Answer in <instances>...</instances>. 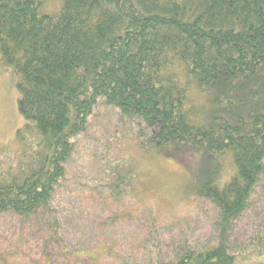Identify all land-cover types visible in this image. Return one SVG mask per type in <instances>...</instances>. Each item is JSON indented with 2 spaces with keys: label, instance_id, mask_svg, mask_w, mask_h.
Masks as SVG:
<instances>
[{
  "label": "trees",
  "instance_id": "1",
  "mask_svg": "<svg viewBox=\"0 0 264 264\" xmlns=\"http://www.w3.org/2000/svg\"><path fill=\"white\" fill-rule=\"evenodd\" d=\"M44 5L0 0L1 60L20 76L25 121L16 130L25 158L0 173V214L41 212L58 235L53 197L103 101L136 122L140 149L199 152L190 191L217 209L219 241L179 246L164 264H235L227 230L264 179V0H59L51 14ZM192 86L207 96L208 121ZM253 237L264 256V235Z\"/></svg>",
  "mask_w": 264,
  "mask_h": 264
},
{
  "label": "rangeland",
  "instance_id": "2",
  "mask_svg": "<svg viewBox=\"0 0 264 264\" xmlns=\"http://www.w3.org/2000/svg\"><path fill=\"white\" fill-rule=\"evenodd\" d=\"M58 6L59 0H45L42 10L51 14ZM19 82L0 55V173L25 158L16 143V130L25 123L17 109ZM189 94L198 116L211 111L204 93L192 86ZM75 142L51 204L58 235L41 212L24 220L0 214V264H164L179 246L219 241L217 209L190 191L197 150L140 149L136 122L103 101ZM231 172L223 160V179ZM227 231L225 241L238 251L235 264H264L250 243L254 234L264 235V179L252 210Z\"/></svg>",
  "mask_w": 264,
  "mask_h": 264
}]
</instances>
